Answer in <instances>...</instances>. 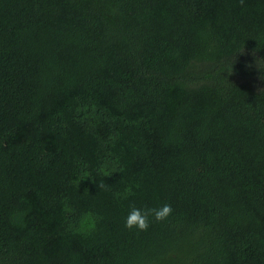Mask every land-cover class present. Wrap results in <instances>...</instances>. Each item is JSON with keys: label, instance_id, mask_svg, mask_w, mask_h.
<instances>
[{"label": "trees", "instance_id": "16d2710c", "mask_svg": "<svg viewBox=\"0 0 264 264\" xmlns=\"http://www.w3.org/2000/svg\"><path fill=\"white\" fill-rule=\"evenodd\" d=\"M0 264H264V0H0Z\"/></svg>", "mask_w": 264, "mask_h": 264}, {"label": "clouds", "instance_id": "9594fccd", "mask_svg": "<svg viewBox=\"0 0 264 264\" xmlns=\"http://www.w3.org/2000/svg\"><path fill=\"white\" fill-rule=\"evenodd\" d=\"M102 186L103 185H101V187ZM171 213L172 208L167 203L155 208H137L132 206L129 208L128 213L125 216L124 226L127 229L145 231L149 227L150 219H154L157 222L164 221ZM85 223H88L89 227H91L90 217L88 215H85L81 222L82 229Z\"/></svg>", "mask_w": 264, "mask_h": 264}]
</instances>
